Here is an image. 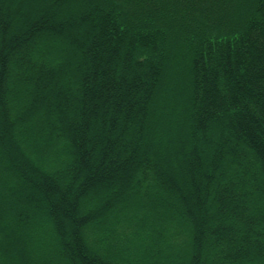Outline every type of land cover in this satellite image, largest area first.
<instances>
[{
    "label": "trees",
    "instance_id": "1",
    "mask_svg": "<svg viewBox=\"0 0 264 264\" xmlns=\"http://www.w3.org/2000/svg\"><path fill=\"white\" fill-rule=\"evenodd\" d=\"M0 264H264V0H0Z\"/></svg>",
    "mask_w": 264,
    "mask_h": 264
}]
</instances>
